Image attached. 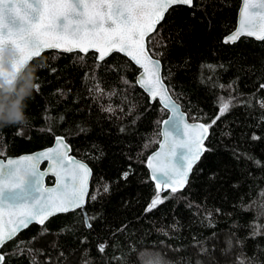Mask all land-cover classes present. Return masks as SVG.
Masks as SVG:
<instances>
[{
    "label": "trees",
    "instance_id": "1",
    "mask_svg": "<svg viewBox=\"0 0 264 264\" xmlns=\"http://www.w3.org/2000/svg\"><path fill=\"white\" fill-rule=\"evenodd\" d=\"M240 4L174 6L148 38L173 97L210 129L188 185L175 192L158 188L147 168L169 112L138 85L137 65L119 53L99 61L95 52L54 50L30 63L39 88L29 122L0 128V157L64 135L93 169L86 205L93 219L88 227L76 209L33 224L4 245L3 264H142L146 253L170 264H239L245 255L264 264V235L252 236L264 215L249 209L264 192V41H224ZM23 79L24 72L14 89ZM222 102L229 103L223 114ZM157 196L162 202L147 211Z\"/></svg>",
    "mask_w": 264,
    "mask_h": 264
},
{
    "label": "snow or ice",
    "instance_id": "2",
    "mask_svg": "<svg viewBox=\"0 0 264 264\" xmlns=\"http://www.w3.org/2000/svg\"><path fill=\"white\" fill-rule=\"evenodd\" d=\"M192 4L193 0H114L113 3H108L107 0H0V46L15 47L22 64L28 63L33 57H40L45 48L59 49L63 46L62 50L69 53L77 49L85 53L89 48H93L100 53L101 59L106 52H123L141 64L145 74H148V64L141 63L140 60V57H143L155 69L151 71V79L145 81L143 86L147 87L153 96L159 95L160 100L170 104V97L159 76V63L151 60L145 52V37L158 31L156 25L165 20V13L170 8ZM242 16L241 27L230 35L226 42L234 43L242 35L255 36L264 41V0H245ZM80 58L83 59V56ZM38 88L39 85H36L37 90ZM261 107H264V103ZM228 109L229 103L222 102L221 114ZM173 115L179 116L180 124L185 129L188 128L182 115L176 112ZM173 127H177L175 122ZM193 128L200 131H193L190 139L176 138L169 132L164 133L165 143L161 145V151L151 158L156 160L160 167L159 175L165 177L159 183L171 184L177 181L183 184L190 164L177 166L176 158L182 161L194 160L204 151L202 140L207 128L203 125ZM56 143L57 147L41 152L38 156L8 159L6 162L0 159V202L21 208L18 220L9 217L7 221L0 223V247L6 241L12 240L29 222L43 224L44 219L52 215L54 210L66 212L82 208L89 169L85 164L68 156V146L63 138H57ZM177 149L183 151L178 152ZM41 160L50 161L52 167L48 171L60 179L54 189L42 187L47 172L38 171ZM151 160L148 165L150 168L153 167ZM126 176L127 173L125 178ZM154 178L159 180L158 175L154 174ZM29 187L41 195L38 198L31 195ZM176 190L172 189L173 192ZM260 195L261 201L249 205V209L255 206L258 214L264 215V192ZM161 202L157 196L146 210L150 211ZM27 204L32 207H22ZM87 226L91 227L90 224ZM252 227L253 237L264 235V225L257 223ZM17 247L19 248V245ZM98 247L100 252L105 251L104 244ZM3 261L4 255L0 254V264H3ZM85 264H88L87 260ZM142 264L170 262L165 261L160 254L146 253ZM239 264H251V258L245 255L239 259Z\"/></svg>",
    "mask_w": 264,
    "mask_h": 264
},
{
    "label": "water",
    "instance_id": "3",
    "mask_svg": "<svg viewBox=\"0 0 264 264\" xmlns=\"http://www.w3.org/2000/svg\"><path fill=\"white\" fill-rule=\"evenodd\" d=\"M16 2H20V0H16ZM29 2H30V0H29ZM49 2H53V0H49ZM86 2H91V0H86ZM107 2L108 3H113L114 0H107ZM250 2H257V0H250ZM244 8H245V0H241L239 12H238V17H237L236 27H235V29L231 33H229L228 35L225 36V38H224V41L225 42H226L227 38L230 35H232L235 32H237L239 30V28L241 27V23H242V19H243L242 13L244 12ZM20 11H21V14H23V10L21 9ZM166 14H167V12L165 13V15ZM159 24L156 25V29L158 28ZM153 33L154 32L149 33L148 36L145 37V52L148 54V56L150 57L151 60L158 61V63H159V69H158L159 76L162 78V83L164 84V86H165V88L167 90V93H168V95L170 97V100H171V103L170 104H166L164 101L160 100L159 95L153 96V93L151 91H149V89L147 87H144L143 86V84H144L145 81L151 79V71H154L155 70L154 67H153V65L151 63H149L148 61H145L143 59V57H140V60H141V63H147L148 64V68L150 70V72L148 74H145L144 69L141 67V64H138L135 60L132 59L131 56H128V55H126L123 52H111V53H107L106 52V53H104V58L103 59L99 58L100 57V53H98L93 48H89L88 51L85 52V53L95 52L97 54V59L99 61L108 58L113 53H119V54L127 57L128 59H130L135 65H137L140 68V71H139V73H138V75L136 77V80H137L138 85L145 91V93H147V95L149 96L150 101L152 103L155 102V101H159L160 104L165 109H167L168 112H169L168 116L166 118H164V120L161 123V140H160V142L158 144L157 149H155L149 155L148 160H147V168H148V170L150 172V176H151L152 181L155 183V185L157 187H158V184H159V187L158 188H160L162 190H168V189L172 190L173 188H176L177 190H182V189H184L188 185V182H189L190 177H191V175L193 173V169H194L195 165L199 162V160L201 159V157L203 156V154H204V152L206 150V142H207V139L209 137L210 129H209V126L204 121H201V120H191L189 118L187 112L183 109L182 105L173 97V95H172V93H171V91L169 89V86H168L167 82L165 81V79L163 77V64H162V61L159 58L153 56L151 54L150 50H149V47H148V38ZM241 37H250V38H253V39L258 40L255 36L242 35ZM239 39H237L236 41H238ZM226 43H231V42H226ZM62 48H63V46L61 48H59V49H49V48H45L41 52V54L44 53V52H46V51H50V50H54V51H58V52H65V51L62 50ZM73 52H80V51L77 49L76 51H73ZM2 53H3V47H0V59L3 58ZM66 53H69V52H66ZM35 58H37V57H33L29 61V63H31ZM26 64L27 63H23L22 64V63L19 62V60H17V61L14 62L13 67H12V70H8L7 68L3 67L2 64H0V82H3V85L14 89V87H15L18 79H19V77L24 72V65H26ZM174 112H176V113H178V114H180V115L183 116V122H184V124H186L188 126L187 129H185L183 127V125L180 124L179 116H174L173 115ZM173 122H175V124L177 125V127H173ZM196 125H203V126H205L207 128L206 133L203 134V140H202V146L204 148V151L199 155L198 159H194V160L190 159L188 161H182V160H180L177 157L176 160H175V164L177 166H180V165H183V164H186V163L187 164H190V167L187 168V175H186V179H185L184 183L183 184H180L177 181H174L171 184L159 183V181L164 180L165 177L162 176V175H159L160 167L157 164V161L156 160H151V158L154 157L156 153H158V152L161 151V145H163L165 143L164 133L165 132H169V133H171L172 137H176V138H186V139H190L193 131H196V132H199L200 131L199 129H194L193 128V126H196ZM57 138H63L64 143L67 144V146H68V156H70L73 160H76V161H79V162L85 164L87 166V168L89 169V175L86 178V194H85V197H84L83 206H82V208H76V209H81V211L84 214V217H85V220H86L87 224H90L89 219H88L89 217H88L87 212H86V205H87L89 193H90V190H91V182H92V177H93V169L89 165V163H87L85 160L77 157L72 152V145L66 139L65 136L58 135L55 138L53 144H51V145H49L47 147H44V148H41V149H37V150L31 151V152L21 153L19 155H10V156H7V157H0V159H2L4 162H6L8 159L16 160V159H20V158L25 157V156H38L39 153H41V152H44V151H46L48 149H52V148L57 147V143H56ZM177 151L178 152H182L183 150L182 149H177ZM150 160H151V162L153 164V167L152 168H150L148 166ZM51 167H52V164L48 160H41V162L38 164V171H40V172H47V175L44 176L43 181H42V187L43 188L54 189L60 183L59 177L56 176L55 174H53V172L48 171ZM154 174L159 176V180L156 179V178H154ZM48 177H51L53 179V182L49 183L47 181V178ZM29 192H30L31 195H33V196H35L37 198L41 195V193H39L38 191H33L31 187H29ZM45 195H47V193H45ZM29 202L32 203L34 201H29ZM22 207L23 208H30V207H32V205L31 204L22 205ZM76 209H71V210L66 211V212H62V211H59V210H54V212H53L52 215L47 216L44 219V223L43 224H40V223H38L36 221H31V222L28 223V226L27 227L21 228L20 231L16 234L15 237H17L19 235V233H21L23 230L27 229L29 226H31L33 224L44 225L50 218H52L54 216H57L59 214H62V213L71 212V211L76 210ZM20 211H21V208H19V207H13L11 204H8L7 202H0V223H3L5 221H7L9 219V217H11L14 220H18L19 219V213H20ZM8 242L9 241H6L5 244L8 243ZM4 245L2 247H0V254H3V255H4V253L2 252V249H3ZM4 261H5V255H4ZM4 261H3V263H4Z\"/></svg>",
    "mask_w": 264,
    "mask_h": 264
},
{
    "label": "clouds",
    "instance_id": "4",
    "mask_svg": "<svg viewBox=\"0 0 264 264\" xmlns=\"http://www.w3.org/2000/svg\"><path fill=\"white\" fill-rule=\"evenodd\" d=\"M0 47H3V58L0 59V64L12 70L14 62L19 60L18 50L11 45ZM36 79V68L28 62L24 65V79L19 88L12 89L0 82V88L8 94L7 99H0V128L28 124V102L36 89ZM13 94H15L14 99Z\"/></svg>",
    "mask_w": 264,
    "mask_h": 264
},
{
    "label": "bare ground",
    "instance_id": "5",
    "mask_svg": "<svg viewBox=\"0 0 264 264\" xmlns=\"http://www.w3.org/2000/svg\"><path fill=\"white\" fill-rule=\"evenodd\" d=\"M57 136H58V135H57ZM57 136H56V137H57ZM63 136H64V135H63ZM148 157H149V156H148Z\"/></svg>",
    "mask_w": 264,
    "mask_h": 264
},
{
    "label": "flooded vegetation",
    "instance_id": "6",
    "mask_svg": "<svg viewBox=\"0 0 264 264\" xmlns=\"http://www.w3.org/2000/svg\"><path fill=\"white\" fill-rule=\"evenodd\" d=\"M239 12V11H238ZM238 17V16H237Z\"/></svg>",
    "mask_w": 264,
    "mask_h": 264
}]
</instances>
